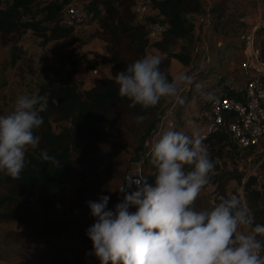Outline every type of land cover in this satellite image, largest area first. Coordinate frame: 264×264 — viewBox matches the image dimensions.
Segmentation results:
<instances>
[{"label":"trees","instance_id":"trees-1","mask_svg":"<svg viewBox=\"0 0 264 264\" xmlns=\"http://www.w3.org/2000/svg\"><path fill=\"white\" fill-rule=\"evenodd\" d=\"M136 1L0 0V44L16 43L26 31L41 38L42 43L67 37L73 29L61 23V11L66 5L74 3L80 6L85 24L94 27L89 39L99 40L105 54L102 56L97 52L89 54L82 51L80 47L87 43V39L76 37L74 44L54 53L57 61L55 66L42 68V79L31 92L47 96L48 101L47 111L40 114L43 124L35 131L40 143L36 149L28 148L26 167L20 179L0 172V184L9 186L8 192L0 195V221L24 222L31 217L33 205L42 210L50 209L72 174V156L95 152L109 143L106 138H135L147 128L157 112L172 102L173 99L162 98L155 107L144 109L139 105L132 106L130 100L118 95L115 76L146 54H162L165 57L161 68L166 70L169 79L172 78L169 72L171 60L184 68L191 66L194 60L192 45L195 28L192 15L201 14L203 2L140 0L149 11L137 19L133 10ZM222 11L221 3L210 6L209 12L213 18L211 28L216 32L217 28L228 26L227 31H224L227 34L229 23L223 20ZM153 23H159L162 30L155 38H150L148 27ZM246 33L245 29L239 34L233 32L232 36L236 40H225L224 47L241 52L244 43L239 36ZM17 58L11 56L10 64L14 65ZM106 61L109 63L108 76L93 77L90 86L78 88L74 79L78 66L83 65L86 71H93ZM200 73L202 77L208 78L211 69L207 75L203 70ZM25 74L34 75V70L27 65ZM216 85L212 80L202 87V91L196 90V93L204 96L202 93H208ZM189 94V91L181 94L184 102H176L173 121L163 131L169 128L188 131L182 129L184 120L181 115L190 99ZM227 94L238 96L239 92L229 90ZM203 136L214 162V172L209 182L211 206L218 201L219 196L228 197L229 181L241 183L243 202L250 208L254 222L264 225L263 182L255 175L237 170L240 157L223 125H213ZM41 150H46L54 160L39 159ZM148 159H151L150 151L143 154L140 161L142 172L144 162ZM258 167L264 179V159ZM9 203L10 207L3 209Z\"/></svg>","mask_w":264,"mask_h":264},{"label":"clouds","instance_id":"clouds-1","mask_svg":"<svg viewBox=\"0 0 264 264\" xmlns=\"http://www.w3.org/2000/svg\"><path fill=\"white\" fill-rule=\"evenodd\" d=\"M164 59L146 54L117 72L118 95L147 109L162 98L182 104L185 87L202 91L194 74L179 72L169 79L161 68ZM47 107L45 95L20 94L13 109L0 114V172L20 179L28 148L40 143L35 131ZM185 126L188 131L169 128L151 143L152 183L133 173L115 190L122 200L113 209L107 207V195L87 202L95 222L86 229L92 242L86 255H94L100 264H264V225L254 222L238 196L221 195L210 208L194 207L210 182L214 162L195 121L188 119ZM39 159L54 157L41 150Z\"/></svg>","mask_w":264,"mask_h":264},{"label":"rangeland","instance_id":"rangeland-1","mask_svg":"<svg viewBox=\"0 0 264 264\" xmlns=\"http://www.w3.org/2000/svg\"><path fill=\"white\" fill-rule=\"evenodd\" d=\"M201 1L203 6L207 7L221 3L223 6L222 18L225 21L228 20L230 30L224 36L216 34L217 38H214L211 32L206 35L207 50L202 62L196 59L200 56L196 53L198 50L196 49L193 50L196 60H193L191 66L184 68L178 65L177 61L172 60V65H169V72L172 77L179 72L194 74L196 82L203 87L207 86L210 80L218 83L219 79L228 77L232 78L233 84H241V75L236 74L237 60L232 58L233 56L229 58L231 51H225L223 44L225 40L234 38L233 32L239 34L244 32V29L249 31L253 28L254 44L263 50L264 25L261 23L256 27L257 24L253 22L258 13L253 10L254 7L250 0ZM258 6L259 14L261 13L263 16L264 1L258 0ZM238 18L243 20L244 26L239 24ZM93 29L92 25L84 24L79 30H73L67 37H59L46 43H42L41 38L36 37L30 31H26L16 43L0 44L1 114H7L13 109L18 95H31L37 83L42 79V68L55 66L57 61L54 53L63 51L69 45L74 44L76 37L83 40L87 39V43L80 47L82 51L89 54L97 52L101 48L100 41L89 39V34ZM210 39L213 40L211 47ZM218 41L219 47L216 45ZM215 48H219L224 54L219 55V61L214 59L207 61ZM11 56L18 57L14 65L9 62ZM198 63L201 65L199 69L203 70L205 75L210 73L211 69L208 78L202 77L197 67ZM27 65L34 70V75L25 74ZM103 75V66L98 68L94 74L86 72L82 66H79L76 70L75 79L78 88H85L92 76ZM196 90L195 85H192L181 91V94L186 91L190 92V99L181 115L184 125L188 119H197L193 114L203 96L200 95L201 93L198 95ZM182 129L184 128L182 127ZM151 132L145 130L135 138L130 136L112 140L106 138L109 143L95 152L84 156H72V174L63 184L62 190L50 209L42 210L33 205L31 217L24 222L0 221V264H100L94 255H86L92 250V242L86 235V229L95 222V217L90 214L87 202L98 201L100 196L107 195L110 197L107 207L113 209L114 205L122 200V194L115 190L123 183V174L133 168L138 158L145 151L144 149L150 147L153 141ZM235 152L240 157L237 170L242 171L243 174L255 175L259 181L263 182L264 186V179L261 177L262 171L258 167L259 162L264 159V137L256 148L236 150ZM247 157L251 159L246 161ZM154 174L155 169L151 164V159H148L143 165V176L147 177L149 183H152ZM237 185H241V183L237 184L232 180L228 182V195L240 197ZM210 188L209 183L202 189L194 207L197 209L211 207L209 202ZM8 190V185L0 184V195L7 193ZM10 204H6L3 209L7 210ZM129 210L135 211V207H131Z\"/></svg>","mask_w":264,"mask_h":264},{"label":"built area","instance_id":"built-area-1","mask_svg":"<svg viewBox=\"0 0 264 264\" xmlns=\"http://www.w3.org/2000/svg\"><path fill=\"white\" fill-rule=\"evenodd\" d=\"M209 8L210 6H203L202 19L196 25L195 36H193L192 53L194 55L193 50L198 49L196 53L200 56L196 59L199 62H202L205 58L207 50L205 37L211 32L212 27L213 18ZM133 10L136 18L141 19L147 13L148 7L138 0L133 6ZM61 23L73 30L82 27L85 21L80 6L74 3L66 5L61 11ZM161 30L162 26L159 23H153L148 27V36L155 38ZM253 33L252 28L245 35L239 36L244 44L238 61V71L242 79L238 96L227 94L229 90L234 91L232 89V78L228 77L219 79L217 85L209 90L208 94H211L212 99H205L204 96L200 99L203 101L202 109H200L201 117L210 123V128L213 125H223L224 131L233 141L236 150L256 148L264 137V51L254 44ZM200 66L198 63V69ZM175 105L176 101L173 99L167 107L154 115L145 129L146 131H152L151 139L153 141L158 133H162L167 126L171 125ZM205 133L200 134L203 136ZM144 150L135 166L123 174V183L130 174L143 175L140 161L143 154L150 151V147ZM250 159L247 157L246 161ZM238 188L239 198L243 202L241 185H238Z\"/></svg>","mask_w":264,"mask_h":264},{"label":"crops","instance_id":"crops-1","mask_svg":"<svg viewBox=\"0 0 264 264\" xmlns=\"http://www.w3.org/2000/svg\"><path fill=\"white\" fill-rule=\"evenodd\" d=\"M251 1V5H253V7H254V9L253 10H255L257 13H258V16L256 17V20L255 21H253V22H255V24H257V26L256 27H258V25H260L261 23L264 25V15L262 16L261 15V13L259 14V6H258V0H250ZM262 2L264 1V0H261ZM149 10H147V12H148ZM222 15H223V11H222ZM247 18H248V16H246ZM192 19H193V21H194V24H195V29H194V31H193V35L195 36V32H196V25L201 21V19H202V16H201V14L199 13V14H194V15H192ZM241 24H243V20L241 19V18H238L237 19ZM244 26V25H243ZM227 30V26H225V28L224 29H216V32H214L213 30L211 31V33L213 34V37L214 38H217L215 35L216 34H218V35H220V36H224V35H226V33L224 34V31H226ZM233 34V33H232ZM232 40H236V38L234 37V38H232ZM213 42V40L211 41V39H210V41H209V44H210V47H211V43ZM101 43V42H100ZM216 45L218 46L219 45V41L218 42H216ZM224 49H225V51L226 50H228V51H231L230 52V55L229 54H227V55H229V58L231 57V56H235V57H237V58H235L236 60H237V64H238V60L240 59L239 57H240V52H236V51H233L232 49H230V48H226V47H224ZM263 51H264V48H263ZM97 53L98 54H100V55H102V56H105V54H104V52H103V50H102V48H100L99 50H97ZM223 55L224 54V52L222 51V50H220V49H217L216 50V52H212V55H211V57H209L208 58V60L207 61H211L212 59H214L215 61H219V59H220V56L219 55ZM195 60V59H194ZM194 62V61H193ZM170 65H172V60H171V62H170ZM178 65H180L179 63H178ZM80 66H82V68L84 69V67H83V65H80ZM101 66H103L104 67V76H108V69H109V63L106 61V62H104L103 64H101V65H99L95 70H93V71H86L85 69V71L86 72H92L93 74H94V72H96L97 70H98V68H100ZM181 66V65H180ZM79 67V66H78ZM77 67V68H78ZM183 67V66H182ZM236 74H239L240 75V72L238 71V67H237V70H236ZM93 77H96V76H92L91 77V79L93 78ZM76 78V73H75V75H74V79ZM91 79L88 81V84H87V86L85 87V88H87L88 86H90V81H91ZM75 82H76V79H75ZM77 84V83H76ZM241 86H242V84H232V89H234V91H239L240 89H241ZM182 91V90H181ZM200 104H199V106L197 107V110L195 111V113L193 114V116H195L197 119H195L194 121H195V123H196V125L198 126V128H199V131H200V133H204V132H207L209 129H210V123L206 120V119H203L202 117H201V115H200V109H202V104H203V101L202 100H200V102H199ZM200 107V109H198ZM183 128L184 129H187L186 128V126L185 125H183ZM229 196V195H228Z\"/></svg>","mask_w":264,"mask_h":264}]
</instances>
